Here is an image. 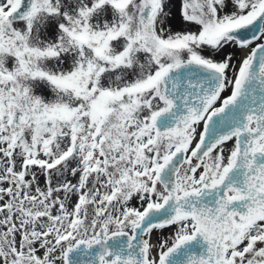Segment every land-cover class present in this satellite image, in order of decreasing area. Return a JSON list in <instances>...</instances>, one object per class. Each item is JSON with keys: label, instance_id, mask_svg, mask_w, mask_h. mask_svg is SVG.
<instances>
[{"label": "snow or ice", "instance_id": "6c2138e0", "mask_svg": "<svg viewBox=\"0 0 264 264\" xmlns=\"http://www.w3.org/2000/svg\"><path fill=\"white\" fill-rule=\"evenodd\" d=\"M0 264H264V0H0Z\"/></svg>", "mask_w": 264, "mask_h": 264}]
</instances>
